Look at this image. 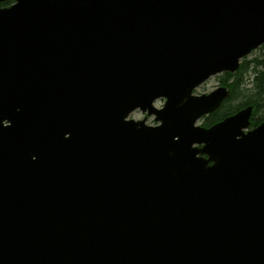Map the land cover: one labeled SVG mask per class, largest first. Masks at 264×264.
Returning <instances> with one entry per match:
<instances>
[{
  "label": "water",
  "instance_id": "1",
  "mask_svg": "<svg viewBox=\"0 0 264 264\" xmlns=\"http://www.w3.org/2000/svg\"><path fill=\"white\" fill-rule=\"evenodd\" d=\"M4 1L0 264H264V122L195 125L228 90L192 95L264 0Z\"/></svg>",
  "mask_w": 264,
  "mask_h": 264
},
{
  "label": "rangeland",
  "instance_id": "2",
  "mask_svg": "<svg viewBox=\"0 0 264 264\" xmlns=\"http://www.w3.org/2000/svg\"><path fill=\"white\" fill-rule=\"evenodd\" d=\"M244 58H246V61H248L246 67H244L243 69H239L238 67L234 72H230L232 75H228L226 72H221L219 74H215L209 77L205 83H201L194 90V94H198V95L201 93L206 94L218 88L220 86L219 83L222 82V80L227 81L228 83L225 84V87L228 90L229 97L224 102L222 107L217 110L219 112L218 114L221 115L224 112L231 109L234 110L237 107H239L238 109L251 107L252 111L250 118L252 122L259 123L264 121V106L261 105L260 108H257L255 103L250 102L246 105H244V103L247 102L248 98L250 100L254 93L253 82H252L254 76L253 71L257 70L256 67L257 65H259L258 69H264V48L262 46L258 47L257 49L253 50L250 54L241 58L240 62ZM235 79H238V81L235 82L236 87L232 89V85H233L232 83L235 81ZM163 103H164V99L160 98L157 99L153 105L156 108H161L163 106ZM217 111L214 112L216 113ZM128 118L134 120H141L143 118H146L145 123L148 125H155L157 123L156 121H154L153 115L148 116L146 112H142L139 109H136L135 111L130 113ZM204 119L205 118H201L200 120L197 121L196 124L204 126L203 125Z\"/></svg>",
  "mask_w": 264,
  "mask_h": 264
},
{
  "label": "trees",
  "instance_id": "3",
  "mask_svg": "<svg viewBox=\"0 0 264 264\" xmlns=\"http://www.w3.org/2000/svg\"><path fill=\"white\" fill-rule=\"evenodd\" d=\"M12 1L8 0L4 3H2V5H9ZM262 47L264 48V44L262 45ZM246 64H248V61H246V58L242 59V61L240 62V66L239 69H243L244 67H246ZM257 70L253 71L254 72V76H253V89H254V93L252 98L249 100H247V102L244 103V105L248 104V103H255L257 108H260V106H264V69H258L259 65L256 66ZM238 69V70H239ZM228 75H232L230 72H226ZM236 81H238V79H235V81L232 83V89L236 87ZM225 82L228 83L227 81H223L222 83ZM231 97V96H230ZM231 99V98H230ZM258 102V103H257ZM239 107H237L234 110H228L226 112H224L223 114L219 115V112H216L214 114H211L209 116H207L204 119L203 125H210L211 123H213L214 121L230 114L233 113L234 111H236Z\"/></svg>",
  "mask_w": 264,
  "mask_h": 264
},
{
  "label": "bare ground",
  "instance_id": "4",
  "mask_svg": "<svg viewBox=\"0 0 264 264\" xmlns=\"http://www.w3.org/2000/svg\"><path fill=\"white\" fill-rule=\"evenodd\" d=\"M245 57V56H244ZM226 72H229V71H226ZM219 74V73H218ZM211 77V76H210ZM207 80H205L203 83H205ZM200 85V84H199ZM198 85V86H199ZM219 85L221 86H224L225 87V82H220L219 83ZM197 86V87H198ZM219 86V87H220ZM197 87H195L194 89H193V91H192V95H197V96H200V95H204V93H201V94H194V90L197 88ZM210 92H212V91H210ZM210 92H208V93H206V94H209ZM228 95L226 96V97H224V99L222 100V102H221V104H220V106H218L214 111H217L218 109H220L221 107H222V105L224 104V102L228 99ZM241 109H243V108H241ZM241 109H237L236 111H234L233 113H230V114H228V115H226V116H224V117H222V118H220V119H218V120H216V121H214L213 123H211L210 125H208V126H206V125H204L203 127H210L211 125H213V124H216V123H219V122H221V121H223L226 117H228V116H231V115H234L235 113H237L239 110H241ZM214 111H211V112H209V113H207V114H204V115H202L200 118H198V120H200L201 118H206L207 116H209V115H211V114H214L215 112ZM218 112V111H217ZM197 120V121H198ZM197 121H196V123H197ZM264 121H262V122H259V123H254V122H252V120H251V118L249 117V122H248V126L247 127H245V128H243L242 130H243V132L244 133H246V132H248V131H251V130H253V129H255L256 127H258L260 124H262ZM195 123V125H197ZM242 132V133H243ZM243 133V134H244Z\"/></svg>",
  "mask_w": 264,
  "mask_h": 264
}]
</instances>
